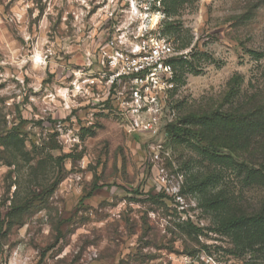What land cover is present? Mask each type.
Masks as SVG:
<instances>
[{
	"label": "rangeland",
	"instance_id": "rangeland-1",
	"mask_svg": "<svg viewBox=\"0 0 264 264\" xmlns=\"http://www.w3.org/2000/svg\"><path fill=\"white\" fill-rule=\"evenodd\" d=\"M109 2L0 0V264H264V248L209 232L184 182L202 163L165 133L193 117L258 113L264 0H198L161 21L181 23L200 62L159 104L155 132L132 130L128 98L105 99L98 38ZM82 80L97 85L82 90ZM261 115L239 153H264ZM263 196L244 191L240 203Z\"/></svg>",
	"mask_w": 264,
	"mask_h": 264
},
{
	"label": "trees",
	"instance_id": "trees-1",
	"mask_svg": "<svg viewBox=\"0 0 264 264\" xmlns=\"http://www.w3.org/2000/svg\"><path fill=\"white\" fill-rule=\"evenodd\" d=\"M197 2L161 0V12L165 18L173 20L181 15L182 10L194 8ZM177 26L170 21L163 30L161 25L160 32L168 41L173 39L177 51H187L186 55L180 54L170 60L175 71L174 82L176 86H181L188 74H195L200 59L195 58L192 52V39L189 36L181 38ZM255 56L258 59L262 57ZM262 107L264 102L254 116L247 112L230 111V114L193 117L179 125L168 124L165 127L167 136L185 143L202 163V169L184 182L188 193L198 196L197 207L209 216L210 227L207 229L220 237L231 238L234 245L242 249L264 248V196L255 204L240 203L244 191H261L264 195V153H239V146L247 140L250 129L260 124V119L255 121V117L264 116ZM197 126L205 131L215 127L226 137L223 140L221 136L201 137L194 130ZM221 149L226 152H221ZM199 231L190 222L187 223L188 235L198 234Z\"/></svg>",
	"mask_w": 264,
	"mask_h": 264
},
{
	"label": "built area",
	"instance_id": "built-area-1",
	"mask_svg": "<svg viewBox=\"0 0 264 264\" xmlns=\"http://www.w3.org/2000/svg\"><path fill=\"white\" fill-rule=\"evenodd\" d=\"M110 0L100 26L98 53L106 60L104 95L122 97L131 108L133 131H156L159 104L176 88L175 71L170 62L177 53L161 36V0ZM118 13L124 14L121 20ZM128 86L121 90L120 86ZM83 90L97 85L95 80H82ZM74 86V85H73ZM151 113L145 117L144 114Z\"/></svg>",
	"mask_w": 264,
	"mask_h": 264
}]
</instances>
